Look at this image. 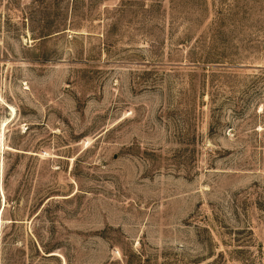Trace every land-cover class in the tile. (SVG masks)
<instances>
[{
    "label": "rangeland",
    "instance_id": "374dc122",
    "mask_svg": "<svg viewBox=\"0 0 264 264\" xmlns=\"http://www.w3.org/2000/svg\"><path fill=\"white\" fill-rule=\"evenodd\" d=\"M0 264H264V0H0Z\"/></svg>",
    "mask_w": 264,
    "mask_h": 264
},
{
    "label": "trees",
    "instance_id": "16d2710c",
    "mask_svg": "<svg viewBox=\"0 0 264 264\" xmlns=\"http://www.w3.org/2000/svg\"><path fill=\"white\" fill-rule=\"evenodd\" d=\"M50 251V250H49ZM50 255H52V254H50Z\"/></svg>",
    "mask_w": 264,
    "mask_h": 264
}]
</instances>
